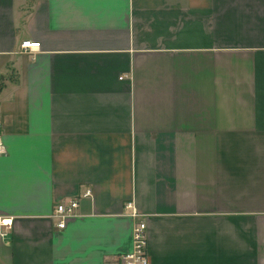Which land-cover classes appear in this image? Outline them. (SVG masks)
I'll list each match as a JSON object with an SVG mask.
<instances>
[{"label": "crops", "instance_id": "obj_1", "mask_svg": "<svg viewBox=\"0 0 264 264\" xmlns=\"http://www.w3.org/2000/svg\"><path fill=\"white\" fill-rule=\"evenodd\" d=\"M0 137V264H264V0H0Z\"/></svg>", "mask_w": 264, "mask_h": 264}, {"label": "built area", "instance_id": "obj_2", "mask_svg": "<svg viewBox=\"0 0 264 264\" xmlns=\"http://www.w3.org/2000/svg\"><path fill=\"white\" fill-rule=\"evenodd\" d=\"M24 52L33 51L40 48V42H31L30 40L24 41L21 44ZM7 148L0 137V155L5 154ZM91 190H87L84 196H91ZM79 206V197L76 196L68 202H58L54 209V216L58 219L57 226L65 228L67 220L76 215ZM131 203L127 204L130 207ZM133 215L137 213L134 211ZM13 227V218L0 214V235L6 236ZM133 249L131 252L121 254L117 260L121 264H148V251H147V225L143 220H136L133 225Z\"/></svg>", "mask_w": 264, "mask_h": 264}]
</instances>
